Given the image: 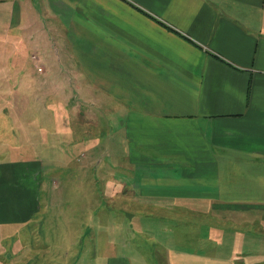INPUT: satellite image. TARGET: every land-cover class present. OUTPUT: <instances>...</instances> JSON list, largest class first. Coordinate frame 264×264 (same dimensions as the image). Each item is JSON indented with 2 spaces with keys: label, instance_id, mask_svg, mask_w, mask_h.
<instances>
[{
  "label": "crops",
  "instance_id": "crops-1",
  "mask_svg": "<svg viewBox=\"0 0 264 264\" xmlns=\"http://www.w3.org/2000/svg\"><path fill=\"white\" fill-rule=\"evenodd\" d=\"M17 53L43 69L4 91L15 121L18 95L49 89L51 71L123 112L108 133L153 204L152 261L103 264H264V0H0V62L18 69ZM35 163L0 164V228L22 249Z\"/></svg>",
  "mask_w": 264,
  "mask_h": 264
},
{
  "label": "rangeland",
  "instance_id": "rangeland-1",
  "mask_svg": "<svg viewBox=\"0 0 264 264\" xmlns=\"http://www.w3.org/2000/svg\"><path fill=\"white\" fill-rule=\"evenodd\" d=\"M2 56L0 164L36 161L39 169L31 237L21 235L26 241L22 249L12 243L9 227L0 228V264H103L110 257L140 255L151 263L153 204L137 200L129 189L133 173L127 141L120 135L110 139L108 133L119 128L115 119H123L122 110L106 107L100 97L89 100L88 89L79 83L80 91L75 84L67 87L75 79L64 76L69 71H51L49 89L26 92V100L18 95L16 110L22 115L15 121L13 109L5 106L14 102L4 91L35 86L31 73L41 75L43 67L35 54L29 60L35 71H23L20 55L18 69L8 55ZM113 115L117 118L112 121Z\"/></svg>",
  "mask_w": 264,
  "mask_h": 264
}]
</instances>
